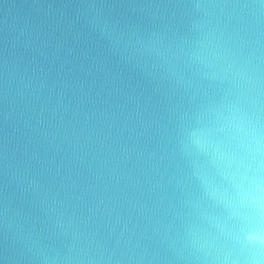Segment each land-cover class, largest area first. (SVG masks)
<instances>
[{"label": "water", "instance_id": "water-1", "mask_svg": "<svg viewBox=\"0 0 264 264\" xmlns=\"http://www.w3.org/2000/svg\"><path fill=\"white\" fill-rule=\"evenodd\" d=\"M0 264H264V0H0Z\"/></svg>", "mask_w": 264, "mask_h": 264}]
</instances>
